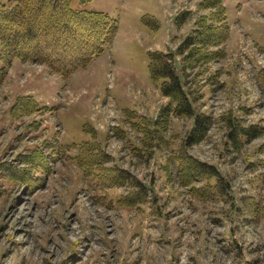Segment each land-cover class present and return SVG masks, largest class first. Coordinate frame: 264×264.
I'll return each mask as SVG.
<instances>
[{
	"label": "rangeland",
	"instance_id": "1",
	"mask_svg": "<svg viewBox=\"0 0 264 264\" xmlns=\"http://www.w3.org/2000/svg\"><path fill=\"white\" fill-rule=\"evenodd\" d=\"M201 1L69 0L117 22L110 47L66 80L11 63L0 85V264H264V0H224L225 56L187 74L193 107L210 120L202 138L188 143L190 117L154 124L169 100L149 53L175 52ZM22 97L39 112L16 115ZM91 142L123 183L104 185L77 165ZM32 154L35 171L24 164ZM188 161L218 177L184 186ZM218 179L222 190L202 191Z\"/></svg>",
	"mask_w": 264,
	"mask_h": 264
},
{
	"label": "trees",
	"instance_id": "2",
	"mask_svg": "<svg viewBox=\"0 0 264 264\" xmlns=\"http://www.w3.org/2000/svg\"><path fill=\"white\" fill-rule=\"evenodd\" d=\"M198 8L202 14L176 51L149 53L148 63L151 79L162 81L161 95L169 100L160 109L154 124L163 127L172 116L193 118L194 126L188 143L202 138L210 120L196 113L184 81L189 71L198 69V76L203 74V68L208 64L220 61L225 56L223 48L229 37L224 0H202ZM187 20V14L178 15L177 27ZM116 32L115 20L102 13L72 9L69 0H0V85L14 60L44 66L49 74L66 80L108 49ZM177 58L180 59L179 73L175 66ZM259 80L264 93V71L260 73ZM13 108L16 115L39 112V104L30 97L17 99ZM234 128L237 135L247 138L259 136L255 130ZM103 156L99 144L91 142L80 146L74 160L86 176L97 175L104 185L123 183L125 172L104 168ZM36 158L37 155L32 154L24 164L32 166L35 171V165L41 167ZM178 170L184 186L193 185L197 177L206 180L218 177L211 168L207 169L195 161L186 162ZM209 188L216 192L222 190L219 179L217 185L211 187L206 184L202 191L207 193Z\"/></svg>",
	"mask_w": 264,
	"mask_h": 264
}]
</instances>
